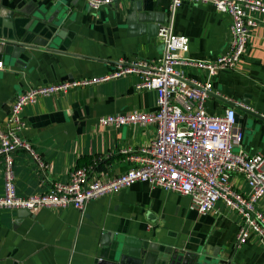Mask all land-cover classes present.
Returning a JSON list of instances; mask_svg holds the SVG:
<instances>
[{
	"label": "crops",
	"instance_id": "0c3cea01",
	"mask_svg": "<svg viewBox=\"0 0 264 264\" xmlns=\"http://www.w3.org/2000/svg\"><path fill=\"white\" fill-rule=\"evenodd\" d=\"M134 3L116 0L94 11L83 0H0L1 19L13 22L19 37L29 31L27 39L31 40L38 34L41 13L57 21L60 33L54 38L58 51L41 47L26 50L20 56L22 64L0 54V128L5 125L10 102L29 87L110 74L120 60L158 58L163 43L156 29L170 21L171 0H144L140 11L134 9ZM253 16L257 25L237 67L211 77L213 93L205 102L209 114L230 106L224 99L246 98L251 110L264 115V14ZM230 23L228 14L210 4L184 2L172 16L173 32L188 37L187 56L194 59H214L226 51ZM182 69L190 79L207 77L203 69L187 65ZM139 81V73H123L40 97L24 106L21 116L25 126L20 135L48 166L40 168L24 149L14 151L17 194L47 192L53 182L67 181L70 169L77 166H92L109 175L133 167L135 163L122 149L137 151L145 146L155 136V125L106 126L98 119L155 110V90L136 89ZM235 110L244 133L241 148L264 157V121L249 114L241 118ZM3 181L0 157V195ZM231 186L241 193L249 192L241 175L231 177ZM257 206L264 213L263 199ZM240 223L237 211L221 200L212 211L200 214L188 196L136 181L91 200L83 213L74 208H41L34 213L0 208V264H98L108 252L100 241L104 232L185 251L234 253V264H264V248L256 233L250 232L247 241L237 245Z\"/></svg>",
	"mask_w": 264,
	"mask_h": 264
},
{
	"label": "built area",
	"instance_id": "2783aa9c",
	"mask_svg": "<svg viewBox=\"0 0 264 264\" xmlns=\"http://www.w3.org/2000/svg\"><path fill=\"white\" fill-rule=\"evenodd\" d=\"M83 1L96 11L116 0ZM184 2L210 4L218 12L230 16V40L226 51L214 59L187 56L188 37L174 33L172 27L174 11ZM169 11L170 21L157 29L163 43L158 58L120 60L110 74L32 86L13 98L5 125L0 128L4 179L0 208H18L32 213L41 208H74L83 213L91 200L142 181L188 196L200 214L212 211L221 200L240 215L237 245L244 244L253 231L264 248V213L257 206L258 201L264 200V157L259 152L249 153L241 148L244 133L237 124L233 106H227L217 114H209L205 108L206 100L213 93L211 77L237 67L250 42L252 29L257 25L253 14H264V3L260 0H171ZM185 65L205 70L206 79H190L182 69ZM129 72L140 75L136 89L155 90L156 109L104 115L98 122L116 127L128 123L155 125V136L145 146L137 151L122 149L121 152L135 165L115 175L104 170L95 171L92 166L73 167L67 181L53 182L47 192L18 195L13 173L14 151L24 149L40 168L48 166L20 135L25 126L21 116L23 107L40 97ZM233 175L244 178L249 187L247 194L231 186Z\"/></svg>",
	"mask_w": 264,
	"mask_h": 264
},
{
	"label": "water",
	"instance_id": "95a60500",
	"mask_svg": "<svg viewBox=\"0 0 264 264\" xmlns=\"http://www.w3.org/2000/svg\"><path fill=\"white\" fill-rule=\"evenodd\" d=\"M143 1L135 0L134 9L136 11H140L143 8ZM46 17L45 13H41L42 26L38 29V34L30 40L27 39L29 31L19 37L16 34L14 23H6L5 18L1 19L0 14V54L13 58L17 63L22 64L20 56L26 50L41 47L49 51H58L54 47L56 44L54 38L56 35H60L56 31L58 28L57 21L52 17ZM224 102L235 107L241 118L245 114H249L264 121V115L249 108V100L246 98H242L239 101L224 99ZM100 241L102 245L108 248V252L106 257H104L105 259L100 257L98 264H234L232 262L234 253L226 256L220 250L216 251V249H213L210 254L201 250L185 251L170 244L150 240L146 242L143 239L107 232L101 235Z\"/></svg>",
	"mask_w": 264,
	"mask_h": 264
}]
</instances>
